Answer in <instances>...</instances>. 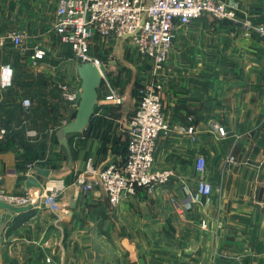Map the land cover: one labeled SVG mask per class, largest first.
Returning <instances> with one entry per match:
<instances>
[{"label":"crops","instance_id":"crops-1","mask_svg":"<svg viewBox=\"0 0 264 264\" xmlns=\"http://www.w3.org/2000/svg\"><path fill=\"white\" fill-rule=\"evenodd\" d=\"M221 1L234 8L237 21L206 15L183 28L162 77L171 129L158 138L156 164L174 170L172 181L140 188L113 206L103 192L85 193L72 182L89 157L101 168L125 160L129 121L123 105L100 97L88 128L70 138V157L54 125L68 113L59 84L79 90L80 63L73 57L61 61L68 73L62 80L50 61L57 52L51 27L58 0H0V36L18 29L46 50L45 60L33 67L11 44L0 46V104L12 95L11 119L35 121L38 129L33 140L0 141V185L22 193L28 177L43 182L28 168L34 161L51 170L49 184L61 191L67 211L6 210L0 216V264H264V38L244 36L242 24L264 21V0ZM108 61V72H115L117 64ZM5 65L13 69L10 80H3ZM24 98L34 100L29 113ZM190 116L196 140L182 131ZM213 123L226 129L224 137ZM28 140L34 150L26 154L21 143ZM198 156L206 159L203 173L196 171ZM199 179L211 183L213 192L181 215L178 207L196 194Z\"/></svg>","mask_w":264,"mask_h":264},{"label":"built area","instance_id":"built-area-1","mask_svg":"<svg viewBox=\"0 0 264 264\" xmlns=\"http://www.w3.org/2000/svg\"><path fill=\"white\" fill-rule=\"evenodd\" d=\"M206 15L218 21H237L234 8L221 0H58L51 31L61 43L72 49L79 63L92 62L98 67L102 75L100 97L104 102L121 104L123 95L109 77L110 62L101 61L93 52L99 42L109 44L115 40H131L135 53L148 66L150 74L149 77L141 78L143 81L138 91V107L129 121L125 160L101 168L94 158L89 157L85 167L72 182L80 191L103 192L109 202L116 206L135 195L140 188L152 189L172 181L174 170L158 168L156 164L158 138L161 134H168L171 129L162 104V77L179 32ZM242 24L244 36L257 35L264 38V21L255 23L247 19ZM25 38L24 31L13 30L0 38V46L11 44L22 58L29 56L32 66L38 67L45 60L46 50L40 46L31 48ZM2 73L3 80H10L13 69L5 65ZM59 88L62 100L68 105V113L61 119V126H64L72 120V114L77 112L79 90L67 82L59 84ZM22 104L30 109L32 101L25 98ZM212 127L221 137L227 133L224 127L215 123ZM182 131L196 140L197 129L193 117H188ZM7 133V128L0 120V141L6 138ZM195 165L196 171L203 173L206 169L205 157L198 156ZM49 182L38 207L56 214H67L60 202L61 191ZM212 192L213 185L199 179L196 194L190 196L184 206L178 207L179 213L183 215L194 203L207 202ZM38 200L39 190L36 188L12 193L0 185V201L10 205L26 206ZM202 227H206L204 221Z\"/></svg>","mask_w":264,"mask_h":264},{"label":"rangeland","instance_id":"rangeland-1","mask_svg":"<svg viewBox=\"0 0 264 264\" xmlns=\"http://www.w3.org/2000/svg\"><path fill=\"white\" fill-rule=\"evenodd\" d=\"M13 30H18V29H13ZM13 30L6 31L3 35L0 36V38H2L7 33H9L10 31H13ZM25 34H26L25 39L27 41V44H29V46L32 48V46H33V44L31 43L32 35L29 33L28 34L25 33ZM56 39H57L56 41L58 42V43H56L57 44L56 56L54 57V56H52V54H50L52 60H50L49 57L48 58L52 62L53 66H55L56 71L61 76L62 80L63 79L65 80L66 78H68V76H67L68 73H66L67 74L66 75L65 74L66 70L62 69V67H60L61 61L66 60V59L68 60L71 57H73L74 59H76V58L74 56L75 54L72 51V49L70 50V48H68L63 43H61V41L59 40L58 37ZM34 46H38V45H34ZM107 46H108V50H106L104 53L105 57L107 58V60H110L112 62H115V64H117L115 66L116 67L115 72L109 73V77H111L113 84L116 87H119L121 90V93L123 95V101L121 102L120 105H123V110L126 111L125 116H127L128 121H129L130 117L132 116L134 111L137 109L138 103H139V92H137L136 86L138 85V83L143 81V79H141L142 77H144V76L149 77L150 76L149 68L135 53V50H134V47H133L131 40H125V41L115 40V41L109 42V44H107ZM19 56L21 57V55H19ZM99 59L101 61L105 62L100 57H99ZM23 60H25L24 62L26 64L32 65L30 63L29 56L24 57ZM64 82H66V81L61 82L60 85ZM67 83H69V82H67ZM15 103H16V99L13 98L12 95H10V96H8L7 101L0 104V120L5 125V127L7 128V131H8L6 138L2 141L11 142L14 138H19V142H21L22 140H24L26 138L33 140V138L37 137V133H38L37 132L38 129L36 128L35 121H32L30 124H24L23 121H21L20 119H19V121H16V120L13 121V119H11L15 116V110L14 111L12 110L15 106ZM33 106H34V104L32 103L31 108ZM23 108H24V110L26 109L25 107H23ZM30 110L31 109H26L25 112H30ZM17 115H19V117H20V114H17ZM54 126H55V129H57V130L60 128L61 116ZM35 130L37 133H33V131H35ZM127 133H128V138H127V144H128V141H129V122H128V132ZM71 137L72 136H70V138ZM70 138H69V142H70ZM21 144H22V148L26 154L27 153H33L34 143H32L28 140V142H22ZM70 148L74 151V149L72 148L71 145H70ZM34 163L35 162L32 161L28 164V168L31 171H33V168L35 167Z\"/></svg>","mask_w":264,"mask_h":264},{"label":"water","instance_id":"water-1","mask_svg":"<svg viewBox=\"0 0 264 264\" xmlns=\"http://www.w3.org/2000/svg\"><path fill=\"white\" fill-rule=\"evenodd\" d=\"M77 73L79 75L81 84L79 92L77 94L78 108L75 117L66 125L61 126L56 136L60 144L69 153L71 157V148L69 138L72 135L80 134L86 130L96 113V107L99 102V90L102 86V75L98 67L92 62H83L78 64ZM38 175L45 178L43 182H40L34 176L28 177L26 181L27 188H36L39 190V200L34 204H28L26 206H13L6 202L0 201V216L7 210L16 215L29 212L30 210L39 206L41 196L44 194V189L51 177L50 169H43L34 167ZM1 255V244H0ZM1 261V259H0Z\"/></svg>","mask_w":264,"mask_h":264},{"label":"trees","instance_id":"trees-1","mask_svg":"<svg viewBox=\"0 0 264 264\" xmlns=\"http://www.w3.org/2000/svg\"><path fill=\"white\" fill-rule=\"evenodd\" d=\"M98 45L99 46H96V48H93V52H94V54H96L98 57H100L102 60H104L105 62H108V60H107V58L105 57V55H104V53H105V51L106 50H108V47L106 48V49H104V47H105V45H107V44H104V43H98ZM100 46H102V48H100ZM70 50H71V48H70ZM57 84V83H56ZM57 86V85H56ZM137 87V92L139 91V89H140V87H141V82L140 83H138V85L136 86ZM100 91L101 90H99V95L101 94L100 93ZM56 95H57V93L54 95V97H56ZM60 98H61V96H60ZM31 99V101H32V103L34 104V100L32 99V98H30ZM61 106H63V105H61ZM64 107V109L66 108L65 106H63ZM30 109H32V108H30ZM67 109V108H66ZM98 109V108H97ZM49 110V109H48ZM31 111V110H30ZM51 112H53V110L51 111ZM26 113H29V112H26ZM50 113V110L49 111H47L46 112V115L47 114H49ZM75 115H76V113H73L72 114V117L74 118L75 117ZM130 119H131V117H130ZM130 121V120H129ZM2 122V121H1ZM3 124V123H2ZM4 125V124H3ZM72 136H74V135H72Z\"/></svg>","mask_w":264,"mask_h":264}]
</instances>
